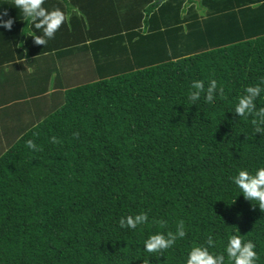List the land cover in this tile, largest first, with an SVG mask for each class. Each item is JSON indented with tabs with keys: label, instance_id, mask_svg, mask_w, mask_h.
<instances>
[{
	"label": "trees",
	"instance_id": "trees-1",
	"mask_svg": "<svg viewBox=\"0 0 264 264\" xmlns=\"http://www.w3.org/2000/svg\"><path fill=\"white\" fill-rule=\"evenodd\" d=\"M12 6L0 0V20L15 18L10 29L0 24V67L88 53L93 75L48 105L34 97L45 88L31 87L35 121L5 134L0 264H181L192 244L211 234L219 249L235 228L264 264V211L230 180L264 165V123L251 124L264 93L253 117L234 111L264 77V0H45L66 15L46 45ZM213 79L220 91L209 102ZM192 91L200 97L190 102ZM141 212L144 224L120 227ZM179 221L183 239L159 256L143 251L148 235L175 232Z\"/></svg>",
	"mask_w": 264,
	"mask_h": 264
},
{
	"label": "clouds",
	"instance_id": "clouds-1",
	"mask_svg": "<svg viewBox=\"0 0 264 264\" xmlns=\"http://www.w3.org/2000/svg\"><path fill=\"white\" fill-rule=\"evenodd\" d=\"M44 2L45 0H13L12 6L19 10L22 20L29 25L30 29L35 28L42 31L43 35H35L30 30V36L33 37L35 43L42 45H46L48 40L54 37L55 33L66 21L65 12L61 8H46L43 6ZM7 12L6 8L0 7V15H7ZM14 19V17H9L7 20H0V24L5 29H10ZM262 86H264V77L257 84L246 86L243 89V94L237 97L234 105L235 113L241 117H253V110L256 108L254 98H258L264 93V87ZM192 88L203 89L204 81H194ZM214 91L219 92L220 90L217 82L213 79L208 82L206 89L205 99L207 101H213ZM199 97V91H192L188 96V100L193 102ZM255 116L260 117V119L253 117L251 124L256 131H261L262 129L259 125L264 123V107H260L256 111ZM25 143L29 149L36 147L31 139ZM230 180L239 189L244 198L254 201L259 209L264 211V165L258 166L254 170L242 167L236 171L235 175L230 177ZM147 219V214L141 212L122 217L119 220V225L121 228L136 229L138 225L144 224ZM184 237V222L179 221L175 232L161 231L148 235L143 240L142 249L147 253H156L159 256L164 250L171 249L178 239H183ZM217 245L218 242L213 235H207L203 242L194 243L189 247L182 258L181 264H226V261L227 264H259L261 259L253 240L245 239L236 228L225 233L222 247L218 249ZM143 264H149V259L147 258L143 261Z\"/></svg>",
	"mask_w": 264,
	"mask_h": 264
},
{
	"label": "crops",
	"instance_id": "crops-1",
	"mask_svg": "<svg viewBox=\"0 0 264 264\" xmlns=\"http://www.w3.org/2000/svg\"><path fill=\"white\" fill-rule=\"evenodd\" d=\"M67 57L73 61L76 56H60L54 51L46 52L36 56H28L22 60L16 59L4 67H0V122L8 118L3 116L6 108L19 110L18 113H20V110L24 109L25 106L28 107L30 103L32 108L34 107L30 100L33 97L31 95L32 92L30 93V89L33 86L34 89L35 87L38 88V86L39 88H45V91L39 94L40 96L34 94V97H39L38 99L44 98L45 102L43 103L48 105L51 103V95L54 92L63 91L66 87L80 84L73 81H78V79L83 77V69L89 68L91 72L92 67L85 63L70 62L72 65L75 64V72L67 75L66 70H63L64 67L54 66L55 62L60 59L67 61ZM32 108L30 109L32 110Z\"/></svg>",
	"mask_w": 264,
	"mask_h": 264
},
{
	"label": "rangeland",
	"instance_id": "rangeland-1",
	"mask_svg": "<svg viewBox=\"0 0 264 264\" xmlns=\"http://www.w3.org/2000/svg\"><path fill=\"white\" fill-rule=\"evenodd\" d=\"M88 57H89L88 53H84V55L78 56L77 58L75 57L73 59V61H71V59H69V57H67V61L64 59H62V60L60 59L59 61L55 62L54 66L59 65L61 67H64L63 70H66L67 75L73 74L75 72V69H74L75 64L72 65V64H70V62L81 63V64L85 63V64H88L89 66L92 67L91 61ZM68 61H69V63H68ZM89 70H90L89 68L88 69L86 68V70L83 69V73H82L83 77L81 79H78V81L76 80L73 82L74 83H83L84 81H86L87 80L86 78L88 76H90L91 74L93 75L92 71L90 72ZM30 108H32L31 103L29 104L28 107L25 106L24 109L20 110V116L19 115H13V116H11L10 119L6 118L0 122V147L1 148H3V146L5 147L6 143L8 145L13 140V139H11L10 136L5 135L6 133L17 132L19 130L21 133L24 130H26L27 128H29L30 125L32 124V122L35 121V119H36L35 113L36 112L34 113L33 109L31 110ZM22 112H23V114H22ZM3 127H5V130L3 129Z\"/></svg>",
	"mask_w": 264,
	"mask_h": 264
},
{
	"label": "water",
	"instance_id": "water-1",
	"mask_svg": "<svg viewBox=\"0 0 264 264\" xmlns=\"http://www.w3.org/2000/svg\"><path fill=\"white\" fill-rule=\"evenodd\" d=\"M161 0H158V2H160Z\"/></svg>",
	"mask_w": 264,
	"mask_h": 264
}]
</instances>
